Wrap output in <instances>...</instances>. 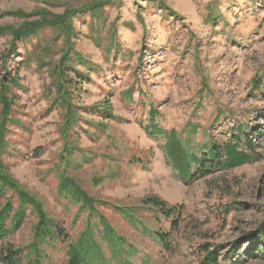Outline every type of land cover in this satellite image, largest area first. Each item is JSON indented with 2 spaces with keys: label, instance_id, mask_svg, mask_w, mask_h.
Listing matches in <instances>:
<instances>
[{
  "label": "rangeland",
  "instance_id": "1",
  "mask_svg": "<svg viewBox=\"0 0 264 264\" xmlns=\"http://www.w3.org/2000/svg\"><path fill=\"white\" fill-rule=\"evenodd\" d=\"M96 1L0 0V13L40 9L58 15ZM23 22L4 16L0 27ZM74 28L73 42L88 67L73 64L91 74L73 94L79 107L73 131L80 139L71 142L82 152L68 175L126 244L115 249L105 243L103 227H95L98 221L80 209L82 203L58 195L67 166L64 110L52 101V70L64 39L50 28L13 53L12 38L0 37V89L6 68L21 78V87L11 90L16 98L10 118L17 123L8 125L5 136L0 128V146L6 144L1 158L13 178L40 200L70 241L93 231L102 264H264V0H116L96 16L78 15ZM259 78L263 89L254 90ZM152 111L162 129L190 139L204 162L212 140L221 151L244 129L243 150L252 144L253 161L223 168L220 155L219 168L192 166L184 179L167 164L164 142L144 130ZM155 198L179 208L177 224L152 211L147 203ZM36 223L29 214L4 244L26 254ZM145 227L165 233L166 248ZM66 246L45 248L44 264H66ZM87 254L93 262L96 255Z\"/></svg>",
  "mask_w": 264,
  "mask_h": 264
},
{
  "label": "trees",
  "instance_id": "2",
  "mask_svg": "<svg viewBox=\"0 0 264 264\" xmlns=\"http://www.w3.org/2000/svg\"><path fill=\"white\" fill-rule=\"evenodd\" d=\"M147 1L155 2L157 0ZM115 2L116 0H100L84 5L78 9H66L63 14L58 15L40 9L30 13L23 10L2 12L0 13V18L4 16L15 17L24 20V22L19 27L11 25L0 27V37L10 36L12 38L10 52L13 53L18 46H24L32 37H38L39 33L44 29L50 28L58 31L63 36L62 55L59 64L52 70V89L56 93L52 101L56 106L64 110L62 133L65 143L62 159L67 166L65 170H62V181L58 185V195L60 198L67 199L70 204L78 205L82 203L80 209L83 212L88 211L90 213V219L95 218L98 221L95 223V227L98 225L103 227L101 235L102 239L106 240L105 243L117 249V247L126 244L125 240L116 235L108 220L96 211L94 207L95 201L88 196L73 177L68 175V169L74 163V156L76 154L80 155L82 152L78 146H75L71 142L73 138L77 142L80 139V136L73 131L79 120V107L74 103L73 94L78 87V83L83 84V78H89L91 74V72H88L90 73L89 75H86L85 72H80L73 64H82L85 65V68L88 67L87 61L77 51L76 45L73 42L78 37V33L74 28V19L85 12L96 16L101 9ZM17 42L19 43L17 44ZM30 54H27V58ZM9 55L11 54H7L6 58ZM22 65H26V63ZM4 73L0 89V106L2 109L1 136H5L8 132V125L10 123H17L13 118H10L16 98L15 95L13 96L11 94V90L21 87V78L19 75L13 76L7 68ZM73 73L78 75L76 77L77 79L72 76ZM259 79L255 80L254 90L263 89L262 78ZM53 91L49 92L50 95ZM109 104V101H105L106 113L108 118L114 119V115L110 113ZM98 109L96 108V110ZM156 117L157 112L152 111L151 124L145 126L144 130L152 139L162 140L164 142L162 153L165 156L167 164L184 179H188L192 166L196 168L201 167L205 171L219 168L218 160L220 155L225 159L223 168L232 169L253 161V155L250 153L253 150L252 144H249L243 150V140L246 135L244 129H240L237 142L225 145L221 151L216 142L212 140L211 148H204V152L207 151L204 153L207 157V160L204 162L192 147V141L190 139L182 140L176 130L167 131L162 129L156 124ZM4 149H6V144L0 146V264H44L46 256L43 252H45V248H52L54 250L58 243H67L66 264H102L104 262L103 250L94 238L93 231H85L79 239L70 241L69 236L57 224L56 220L50 218L46 213L40 200L9 173L8 168L4 165L1 158V154L5 151ZM147 204L151 206L152 211L158 212L168 219H176V224L178 223L182 213L178 207H168L159 198L151 199ZM116 209L117 212L123 214L126 218L130 219L132 217L131 215L124 214L120 208L116 207ZM29 214L37 217V223L33 228L32 243L26 254H23L24 250L15 248L11 244L5 245L4 242L22 228ZM134 223H137V220H134ZM145 231L152 235L156 234L159 241L166 248L169 242L165 233L157 234L156 232H150L148 228ZM258 238H262V233L258 235ZM87 250H91L96 255L93 262L88 257ZM204 250L208 251V247H205ZM213 255V253L210 254L209 260L212 259L211 257Z\"/></svg>",
  "mask_w": 264,
  "mask_h": 264
}]
</instances>
